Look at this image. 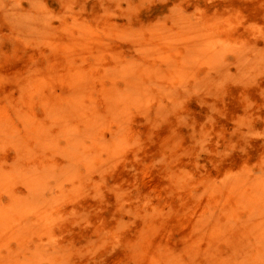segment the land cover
<instances>
[{
    "label": "rangeland",
    "instance_id": "1",
    "mask_svg": "<svg viewBox=\"0 0 264 264\" xmlns=\"http://www.w3.org/2000/svg\"><path fill=\"white\" fill-rule=\"evenodd\" d=\"M248 52L264 55V0H0V172L9 171L19 160L17 146L33 145L26 123L29 119L34 124L42 122L44 101L67 91L62 73L68 68L88 70L86 78H92L85 81L90 80L87 84L94 87L92 96L100 112L106 109L103 90L113 88L112 80L114 86L118 84L113 88L117 91L129 83L145 81L150 88L155 86L151 88L154 92L157 88L156 93L162 89L160 93L170 101L167 104L161 94L154 93L149 108L146 105L150 102L142 107L132 104L124 122L100 130L103 139L114 130L117 140L124 136L125 143L115 152L116 157L108 155V159L105 151L98 150L88 155L86 166L76 162L68 171L63 143L54 151L33 153V166H46L50 172L48 184L37 190L36 196L53 198L50 205L58 198V203L52 209L41 208L48 214L42 231L0 233V264H29L27 254L36 248L42 250L36 264H228L239 253L240 264H264V253L253 258L260 249L255 239L250 245V235L241 247L235 232L216 237L197 230L200 215L204 219L212 213L209 209L215 210L218 198L213 189H219L225 179L243 172L264 185V63L250 69L249 74L238 72L236 61ZM207 56L220 62L210 65L200 58ZM178 58L193 64L184 69L190 77L183 74L176 83H165L170 72H163V78L158 75L159 80L150 72L152 81L149 72L115 77L120 63L122 68L172 69ZM219 70L230 72L221 75ZM52 72L59 80L47 77L50 82L41 89L39 82H45V76ZM104 72L110 74L108 80L101 75ZM154 80L166 88L158 85V89ZM181 80H186L190 90L199 82L196 88L201 92L182 88L185 84ZM214 80L217 84L211 85ZM157 98L160 101H154ZM145 111L150 123H146ZM8 130L14 134L9 146L4 138ZM75 166L80 182L74 179ZM87 166L88 171L84 169ZM61 173H65L64 178L58 179ZM67 174L74 177L66 179ZM58 190H64L65 196ZM70 193L76 196L70 197ZM27 194L20 182L0 189V211L5 212L12 199ZM213 213L218 223L225 221L226 212ZM251 214L249 220L250 212L237 207L238 222H253L254 232L264 229V191L261 205ZM17 222L11 215V224ZM26 222L35 228L38 216L29 213ZM54 250L58 258H51Z\"/></svg>",
    "mask_w": 264,
    "mask_h": 264
},
{
    "label": "bare ground",
    "instance_id": "2",
    "mask_svg": "<svg viewBox=\"0 0 264 264\" xmlns=\"http://www.w3.org/2000/svg\"><path fill=\"white\" fill-rule=\"evenodd\" d=\"M249 54L250 53L248 52V53L242 55L239 58L238 62L236 61V64L238 65V70H239L238 72L247 73L250 69L256 67L257 65L258 66L263 65L264 55L262 53H251L252 55H249ZM196 58H198V57H196ZM200 58H204L205 62L210 64V65H216L220 62L218 58H211V56L200 57ZM120 64L116 66L115 77H116V74L117 75H120V74L125 75L127 72L128 73H130V72H133V73L134 72H137V73L138 72H144V73L149 72V73H147V75L151 74L150 72H152V73L155 72V74H154V76L156 75L155 78L156 77L158 78V75H160V76L162 75L161 78H163L166 75V74H163V72H170V76L167 74L165 77V80H167V81H165V83H167V82L172 83L173 81H174V83H176V80H178L179 76H182L184 73L186 74V72H184V69H190L193 62H189V60L187 58L183 59V60L178 58L177 65L175 67L173 66L172 69H168V68L163 69L162 67H149V68L143 67L141 69L140 68L136 69L135 68L136 66L134 67V66L129 65L132 68V70H131L128 65L126 68H122V66ZM125 66H126V64H125ZM133 67H134V70H133ZM87 71L81 67L75 66L74 68H68V70L66 71L67 75H66V72H65V74H64V72L63 73L61 72L63 74L64 78H66L64 80L66 82H64V83L68 86L66 89L67 91L65 93H62L58 96H53L51 98H49L48 95L45 94L49 98V99L44 101V106H45V110H46V114L44 117L45 119L42 122H36L35 124L32 122H29V120H30L29 119L28 123H26L27 126L29 125V128H27V129L29 130L28 134L31 137V140L33 141V145L30 146V148H29V146L28 147L27 146H24V147L23 146H17V147H20L19 148L20 150L17 148V150L20 151V156L18 155L19 153L18 154L16 153L19 156L18 157L19 160L16 159L17 163L14 164L12 168L8 169L9 171L0 172V189L8 186L11 183L20 182L21 184H23L26 187L28 194L25 198H22V199H19V198L12 199L9 206L5 210V212L0 211V233L6 235V234L12 232V234L14 233L16 235L17 234L23 235V234H25L27 232H31V231H36V230H38L39 232L42 231L44 228L45 222L47 220L48 214L46 213L47 212L46 209H45V211L42 212L41 208H44V206L45 207L47 206V207H51V209H52V206H54L58 203L57 202L58 198L56 199V202H54L56 204L50 205V202L53 200V198H52V200L49 199L50 200L49 201V200H46L44 198L36 196L37 190L45 187L46 184H48V183H46V180H47L50 172H48L46 166H41V165H40L41 167L39 165H38L39 167L33 166V164L30 161L32 155L37 154L41 151L45 152V150H50V149L53 150L54 147L58 148L59 147L58 144H60V147H61L62 146L61 144L63 143V149L59 148L58 150L61 149L63 151V153L66 155V157H67L66 159H69L68 163L70 165H68L66 163L69 167H67V165H65V168L67 167L66 169L68 171L70 169H72L71 166H73V164L76 162H78L77 163L78 165H80V163L81 164L87 163L88 162L87 161L88 155L89 154H95L96 152L98 153V150H101L102 152L105 151V153L104 152L103 153L105 155L107 153V156L109 155L112 158L116 157L117 154L115 155V152H118L120 149H122L121 144L125 143L124 136H122L123 139L120 137L119 138L120 140H117V133L113 129L114 130L113 133L111 134V132H110L109 133L110 135L108 134V137L106 138L107 139L106 140V139H103V137H102V134H101L102 130L101 129L108 127L110 124H118V123L121 124L125 118V115L128 113L127 109L129 108L128 110L131 111L130 105L134 104V105H138L140 107L145 106L148 102H150L152 99H154V95L157 94V96H158V94H161L160 92L162 89H160V91H158V93H156L157 88H156V92H154V90L151 88H155V86L153 85L154 87L151 86V88H150V85H148L149 83L147 84V83H145V81H142V82L137 81V83L132 82L131 84L129 83L125 86V88L122 91H117V89H113V88L114 87L116 88L118 86V84H117V86H116V84L114 86L115 82H114V80H112L113 81V88H110L111 87L110 86V87H108L110 89H107V87H106V89L103 90L106 109L104 110V112H100V110H98V108H97L98 106H96V104H95V98H93V96H92L93 91H94V87L92 85L91 86L88 85V84H91L90 82H88L90 80L85 81L87 79L92 78V76L91 77L89 76V78H86L87 75L85 74V72H87ZM110 72H114V69L112 71H109V73ZM172 72L176 73V75H173ZM225 72L228 73L230 71L219 70V73H221V75L222 74L225 75L224 74ZM57 73L55 75H57ZM107 73H108V71H107ZM245 73H243L244 75L242 73H239L238 76H240V74L245 76ZM52 74H54V72L50 73V76H48V74H47L45 76V79L47 77L53 78L51 76ZM103 74H105V72L101 73V75L106 79H107V76L110 75V74H108V75L105 74V76H104ZM247 74H249V73H247ZM55 75H53V76H55ZM58 75L56 77L61 79V77H60L61 75L59 77H58ZM90 75H91V73H90ZM111 75H113V74H111ZM41 76H44V75H41ZM145 76H146V74H145ZM185 76H184V79H185ZM188 76H186V77L188 78ZM113 77H114V75H113ZM140 77H141V80L145 79V77L144 78L142 76H140ZM147 77H146V80H148V79L150 80L152 78V77L150 78V75H149L148 79H147ZM41 78H39L40 81H41ZM110 78H112V77H110ZM218 78H219V75H218ZM227 78H229L228 75H227ZM32 79L34 80L35 78H32ZM42 79H44V78H42ZM53 79H56V78L54 77ZM159 79H157V80H159ZM182 79H183V77H182ZM194 79H196V78L194 77ZM92 80H93L92 83L95 82L94 78ZM103 80H105V79H103ZM116 80H118V78ZM138 80H140V79H138ZM44 81L45 82H43V80H42V83L39 82L41 85L38 83L39 86L41 87V89H42V84L45 87L44 83L46 84V81H48V83L50 82V80H48V78H47V80H44ZM51 81H53V80H51ZM54 81H53V83H55ZM112 81L110 80L109 82H112ZM151 81H152V79H151ZM185 81H182V82L185 84L186 83ZM216 81L213 83L210 82V84L216 85L218 82V81L217 82ZM37 82L35 83L36 86H37ZM99 82L100 81L98 80V83ZM128 82H130L129 79H128ZM153 82L155 83V80ZM57 83L59 84V82H57ZM100 83L103 85L102 82H100ZM218 83H220V82H218ZM99 84H97V85L99 86ZM170 84L168 86H170ZM180 84H182V83H180ZM197 84L194 83V85H196V86H194V85H193L194 87L192 86V88H191L192 91H195L196 89H198V88H196ZM54 85L56 86V84H54ZM106 85L108 86V84H106ZM146 85H148L149 87ZM155 85H157V87H158L159 84L155 83ZM173 85H175V84H173ZM173 85L171 84L172 87H173ZM185 85H181L182 88L189 89V92H190L191 91L190 87L187 88V85H186V87H185ZM49 86H50V84H49ZM162 86L164 87V85H162V83H161V87H160V85H159V87L162 88ZM168 86H167V89H168ZM21 87L24 88V86H22V85H21ZM46 87H47V84H46ZM102 87H100V88L102 89ZM159 87H158V89H159ZM199 87H200V85H199ZM201 87H202V85H201ZM164 88H166V87H164ZM119 89H121V88H119ZM203 89H205V88H202V90ZM180 90L183 91L182 89H180ZM198 90H200V92H201V89H198ZM198 90H197V92H198ZM154 93H156V94H154ZM176 93H177V91L174 94H176ZM163 94L165 96V93H163ZM166 95H167V93H166ZM169 95H171V94H169ZM164 96L162 95V98L161 97L160 98L163 100ZM172 96L173 95H171L170 97H172ZM177 98L179 99V97H177ZM157 99L154 101H157V102L160 101L159 99L158 100ZM151 102H153V100ZM151 102L146 105V106H148V108H149V106H150L149 104H151ZM157 102H155V103H157ZM164 102H166V100ZM168 102H170V101H167L166 103L169 104ZM154 105L155 104H153V106L151 108H153ZM166 105H164V106H166ZM169 106H171V105H169ZM134 108H136V107L134 106L133 109ZM99 109H100V107H99ZM167 109H168V106H167ZM169 109H170V107H169ZM42 111H43V109H42ZM126 111H127V113H126ZM136 111H137V109H136ZM140 111H142V110L140 109ZM145 112H147V111H145ZM148 113L149 112H147V114H146L147 118L149 117ZM142 115H143V113H142ZM166 116H167V114H166ZM152 117H154V116H152ZM163 117H165V115L164 116L162 115V118ZM129 118H131V117H129ZM158 118H161V116L157 117V119ZM155 119H156V117H155ZM147 120H148V123L151 122V121L149 122V118H148V119H146V123H147ZM33 122H34V120H33ZM56 129H57V131L54 132V130H56ZM119 131H120V129H118L117 132L120 133ZM124 132H125V130H124ZM12 135L14 136V134H12ZM12 135L9 132V130L5 133L4 138H5L6 144L8 141H10V136H12ZM105 137H106V135H105ZM28 139L29 138H27V140ZM11 140H12V142H15V141H13V139H11ZM18 141H19V139H18ZM126 142H127V140H126ZM10 143H11V141L9 142V144ZM17 143H19V142H17ZM17 143L15 142L16 145H18ZM11 145H13L12 146L13 149L15 146V150H16V145H14V144H11ZM54 145H58V146H54ZM91 151H93V152H91ZM55 152H56V150H55ZM53 154H55V153H53ZM61 154L62 153H60V155ZM100 156H101V154H100ZM109 156H108V159H109ZM103 157L101 156L100 159H102ZM95 158H98V157H95ZM93 160H95V159H91V162ZM110 161H112V160H110ZM107 162L108 161H106V163ZM38 163H40V162H38ZM44 164H46V163H44ZM52 165H53V167H55L53 163H51V167H52ZM57 165H59V164H57ZM106 165H108V163ZM63 166H61V168H63ZM85 166H86V164H85ZM85 166H83V167H85ZM90 166H91V163H90ZM90 166H87L84 169L86 171H88L87 169ZM96 167L97 166L95 165V168ZM103 167H104V165H103ZM68 168H70V169H68ZM76 168H77V166H75V172H74V174L76 173V176L74 177V175H72L74 177V179L78 178L77 174L79 173L78 168L77 169ZM91 168H92V166H91ZM107 168H108V166H107ZM97 169H100V168L97 167ZM103 169L106 170L105 168H103ZM67 170L64 169L63 171H67ZM104 170H103V172H104ZM60 171L63 172L61 169H60ZM76 171H78V173ZM26 172H28L29 174L25 175ZM69 173L71 174L72 172L70 171ZM55 174H56V172H55ZM82 174L83 173L81 172V175ZM237 174H238V172H237ZM57 175H58V179H59V178H62V176H64L65 173H63V175H62V173L57 174ZM83 175L85 178L86 174L84 173ZM67 176H68V174L65 177L66 179H68V177L71 175H69L68 177ZM53 177H51L52 181H53ZM71 177H69V178H71ZM84 178L83 177L81 178V176L79 177V179H84ZM74 179H73V181H74ZM250 179H251V177H250ZM250 179L247 178L246 173L242 172L241 174L239 173L238 175H235L233 177H228L227 179H225L223 182V185L221 184L222 186L219 189H218V187L216 189L214 188L213 189L214 192L213 191H211V192H213V194H215L214 196H217V198H218L217 202L214 203L215 204V210H211V209L207 208V210L209 209L210 211H212V213L210 212V214H209V212H208L207 215L205 214V218L207 219L206 221H205V218L203 219L204 215L202 217L200 215V219L202 218L205 221V223H203L204 221L202 219H201V221H203V222H201L200 219L197 218L200 221V223H203V224H201V226H199L200 223H199V225H197V227H200V228H197V230L199 232H201L203 230L205 235H211V236H216V237L217 236L222 237V236H224V234L226 232H231V233L235 232V234L237 236L236 242L239 243V241H240L241 247L244 245L243 243H248L249 239H246V238L250 235L251 237H253V242H251L250 245H252L254 243V239H255L256 246L259 247V249H260L259 252L256 250V254H258V255H256V257H253V258H258L259 256H262L264 253V239H262L264 229L260 228V230H256V232H254V229L251 227L253 222L247 223V224L245 221L238 222L237 221L238 217L236 215L237 207L242 206L243 208H245L247 210V212H250V215H249V220H250V217L252 215L251 212L256 211L258 209V206L261 205V203L263 201L264 185H259L258 183L253 182V180H255V179H253V180H250ZM77 180L78 179H76V181ZM88 181H89V179H88ZM68 182H70V181L67 180L65 183H68ZM72 184H74V183H72ZM76 184L77 183H75V185ZM83 185H85V184H83ZM79 187H80L79 185H78V187L76 186V189L77 188L79 189ZM57 188H58V186H57ZM59 189H61V186ZM72 189H73V185H72ZM72 189H71V191H72ZM67 190H68V188H67ZM58 191H60V193L61 192L63 193L64 190H58ZM80 191H82V189ZM72 192L76 193V191H72ZM68 194H67V196H68ZM70 194H71L70 195V197H71L74 193H70ZM76 195H77V193H76ZM76 195L74 194V196H76ZM58 196H59V192H58ZM62 196H65V192L63 193V195H61V197ZM70 197H67V198L71 200ZM67 198H65V199H67ZM42 210H44V209H42ZM217 210H218V212L219 211L226 212V219L222 223H218L215 220V213H213V211L217 212ZM29 213H32V214H35L36 216H38L39 224L35 228H32L26 222L27 215ZM11 215H14L18 218L17 225L11 224ZM208 215H209V217L207 218ZM260 218H261V216H258V218H257L258 227H260V221H261ZM199 221H196L195 224ZM247 222H248V220H247ZM251 232H253V233H251ZM54 252H56V250H54L53 253L51 252V258H54V256H55V258H58L59 256L57 257V255H55ZM241 253H242V251H241ZM41 255H42V250L40 248L34 249L32 252L27 254L28 263L29 264H36L37 259ZM237 255H238L237 258L236 257L234 258L235 260L233 261V263H231L232 262L231 261V262H228V264H238L239 261L241 260L240 257L242 255H240V253ZM250 259H252V258H250ZM248 264H249V262H248Z\"/></svg>",
    "mask_w": 264,
    "mask_h": 264
}]
</instances>
